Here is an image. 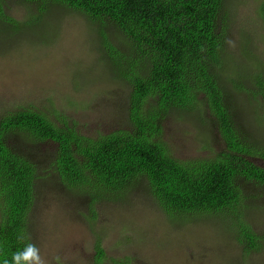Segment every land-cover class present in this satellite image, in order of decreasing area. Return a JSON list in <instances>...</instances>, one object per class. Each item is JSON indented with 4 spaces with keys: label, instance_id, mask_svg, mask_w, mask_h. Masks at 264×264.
<instances>
[{
    "label": "trees",
    "instance_id": "obj_1",
    "mask_svg": "<svg viewBox=\"0 0 264 264\" xmlns=\"http://www.w3.org/2000/svg\"><path fill=\"white\" fill-rule=\"evenodd\" d=\"M22 1L40 10L49 5L65 6L103 29L109 23L117 27L125 35L126 50L113 45L109 36H103L102 43L117 76L130 84L131 92L128 127L97 137L83 134L72 117L56 109L23 107L0 118V246L8 256L23 247L17 239L21 232L25 243L32 242L29 217L38 179L36 163L8 146L12 133L35 143L57 144L53 164L61 183L69 188L78 192L91 188L99 196L122 194L143 177L168 214L226 213L228 220L238 221L237 239L245 251L260 252L264 234L257 233L247 216L252 201L264 197L263 191L254 194L250 189L253 184L264 187V167L252 161L264 160V146L244 136L236 126L233 103L226 99L224 88L231 85L236 92L246 93L250 109L264 124V62L258 60L251 68L247 65L246 73L234 68L232 77H221L231 12L225 9V0ZM260 10L263 15L264 3ZM0 15L14 28L1 5ZM31 20L25 24L38 23L39 16ZM251 54L248 59H254L252 51L247 53ZM201 104L208 108V122L223 139L224 149L180 160L163 139L164 121L171 112L182 116L200 112ZM96 250L98 262L103 261L105 251L99 245Z\"/></svg>",
    "mask_w": 264,
    "mask_h": 264
},
{
    "label": "rangeland",
    "instance_id": "obj_2",
    "mask_svg": "<svg viewBox=\"0 0 264 264\" xmlns=\"http://www.w3.org/2000/svg\"><path fill=\"white\" fill-rule=\"evenodd\" d=\"M263 3L225 0V9L231 12L221 77L233 75L234 68L246 73L247 65L251 68L258 60L264 62ZM0 4L14 26L0 15L7 22L0 19V118L9 111L30 107L68 114L83 134L92 137L128 127L131 87L117 76L102 43L103 36H109L113 45L126 50L125 35L117 27L109 23L103 29L98 22L60 5L40 10L22 0H0ZM37 16L38 23L25 24ZM221 29L219 20L218 31ZM250 51L254 59H248ZM223 82L227 84L226 79ZM233 88L228 85L224 91L233 103L236 126L244 136L264 146V124L250 109L246 93ZM198 107L199 113L182 116L171 112L164 121L163 139L180 160L224 149L223 139L208 122V108H201L204 104ZM7 144L37 165L29 230L32 242L41 248L49 264H55L56 255L65 264H264V248L248 254L237 239L238 221L228 220L226 213L168 214L143 177L122 194L99 196L91 188L78 192L63 185L55 170L57 144L35 143L13 133ZM252 161L264 167L263 159ZM250 189L254 194L264 192L257 184ZM252 202L247 218L257 233L264 234V197ZM98 245L105 251L101 262L97 260Z\"/></svg>",
    "mask_w": 264,
    "mask_h": 264
},
{
    "label": "clouds",
    "instance_id": "obj_3",
    "mask_svg": "<svg viewBox=\"0 0 264 264\" xmlns=\"http://www.w3.org/2000/svg\"><path fill=\"white\" fill-rule=\"evenodd\" d=\"M17 239L23 244V247L12 252L10 257L3 247L0 246V264H49L42 255L41 248L35 242H24L25 236L23 232ZM54 260L55 264H65V260L60 255H56Z\"/></svg>",
    "mask_w": 264,
    "mask_h": 264
}]
</instances>
